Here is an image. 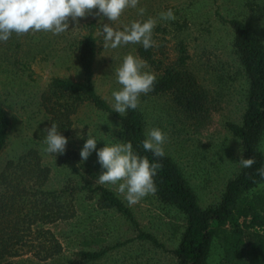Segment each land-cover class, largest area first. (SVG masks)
<instances>
[{"label":"rangeland","instance_id":"obj_1","mask_svg":"<svg viewBox=\"0 0 264 264\" xmlns=\"http://www.w3.org/2000/svg\"><path fill=\"white\" fill-rule=\"evenodd\" d=\"M138 7L145 9L142 16L137 9L126 8L117 21L111 22L95 15L93 9L78 22L69 17V28L63 33H13L8 41L0 42V104L11 120L8 142L0 153V194L6 186L3 174L7 164L23 157L32 159L30 152L34 150L42 164L51 169L45 189L109 188L131 208L139 228L154 235L164 247L138 239L133 223L115 210H99L98 195L84 190L74 192L76 217L49 226L63 244L61 255L40 261L29 252L28 243L20 246L22 256L2 259L0 264H179L173 252L185 231V216L175 207L160 203L154 194L129 205L114 186L95 183L102 171L95 151L82 161L80 150L89 128L100 140L98 148L106 142H124L116 118L86 103L72 117L65 152L57 155L44 150L42 129L52 120L47 112V91L54 78L83 80L80 44L87 35L97 39L95 87L111 106V93L120 88L114 69L126 54L142 58L145 70L158 78L177 67L181 44L187 48L188 70L207 93L200 121L177 113L169 97L139 101V107L146 128L159 127L166 134L165 152L189 179L202 207L216 205L227 182L245 168L239 163L241 156L246 158L244 144L232 134L228 123H242L248 77L235 52V31L229 21H244L264 43V0H139ZM168 8L174 10L176 19L161 21L159 13ZM149 17L157 21L153 47L144 49L141 44L129 43L116 49L103 48V23L123 30L132 21ZM81 132L83 138L78 135ZM260 151L264 155V134ZM85 252H103V256L90 260L84 257ZM222 256V248L215 242L209 264H222Z\"/></svg>","mask_w":264,"mask_h":264},{"label":"trees","instance_id":"obj_2","mask_svg":"<svg viewBox=\"0 0 264 264\" xmlns=\"http://www.w3.org/2000/svg\"><path fill=\"white\" fill-rule=\"evenodd\" d=\"M229 23L235 31L233 45L248 77V90L242 123H228V128L243 142L245 157H252L254 163L227 182L216 205L202 207L197 192L172 156L165 152L163 157H155L143 149L147 126L139 106L121 116L98 93L94 82L97 39L92 34L85 36L80 44L83 80L54 78L47 91L51 123L55 122L64 136L70 133L73 115L89 103L120 122L121 137L124 142L133 144L135 152L159 161L154 177L157 191L153 194L160 203L178 209L186 221L180 244L173 252L179 264H209L215 242H219L223 251L222 264H264V176L257 171L264 168V155L260 151L264 134V43L244 21ZM188 62L187 48L181 44L177 67L155 78L152 90L142 93L139 101L169 97L177 113L200 121L207 93L198 78L189 72ZM10 124V117L0 104V153L7 145ZM30 154L32 159L23 157L18 162L10 161L3 174L6 186L0 194V260L22 256L20 246L28 243H31L29 252L40 261L61 255L63 244L49 226L76 217L74 192L84 190L98 195L96 207L99 210H115L133 223L139 231L138 239L164 247L154 235L139 228L131 208L109 188L45 189L51 169L42 164L38 152L32 150ZM260 187V191L249 196ZM83 255L96 260L103 252Z\"/></svg>","mask_w":264,"mask_h":264},{"label":"clouds","instance_id":"obj_3","mask_svg":"<svg viewBox=\"0 0 264 264\" xmlns=\"http://www.w3.org/2000/svg\"><path fill=\"white\" fill-rule=\"evenodd\" d=\"M139 0H0V42L8 41L13 33L20 35L29 32H51L60 34L68 30L69 17L78 22V18L85 17L96 9L95 15L117 21L126 8L137 9L142 16L143 7H138ZM102 14V15H101ZM161 21L176 19L172 8L159 13ZM156 18L134 20L123 30L116 29L111 23H103V48L116 49L122 44H141L144 49L153 47V29ZM114 74L120 88L111 93L113 111L125 114L129 109L139 106L142 93L152 90L155 75L145 70V61L131 53L126 54ZM83 129V128H81ZM45 151L50 154H63L66 150L68 138L61 133L55 122L42 129ZM83 138V133H78ZM166 134L159 127H150L142 141L143 149L150 151L155 157L165 155ZM98 140L89 128L87 139L80 150L82 161H87L93 151L96 152L98 163L102 171L95 183L111 185L123 196L129 205L157 191L154 177L157 174L159 161L149 160L133 149L129 142H106L103 147H97ZM242 152V151H241ZM242 167H250L254 159L239 160ZM264 176V168L257 170Z\"/></svg>","mask_w":264,"mask_h":264}]
</instances>
